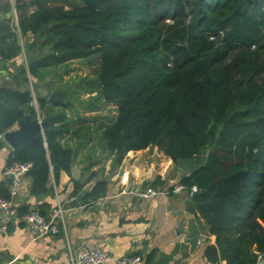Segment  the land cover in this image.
<instances>
[{"label": "trees", "instance_id": "16d2710c", "mask_svg": "<svg viewBox=\"0 0 264 264\" xmlns=\"http://www.w3.org/2000/svg\"><path fill=\"white\" fill-rule=\"evenodd\" d=\"M16 2L20 33L32 41L23 50L16 28L0 27V65L16 64L21 54L25 61L15 65L24 89L0 87V133L25 119V111L36 118L28 107L29 75L42 81L50 68L97 58V94L116 110L102 131L116 162L150 146L175 163L193 159L197 169L180 182L198 188L189 208L216 238L206 259L257 264L264 258V0ZM47 102L38 98L40 108ZM68 130L52 120L46 147L25 143L8 159L7 166L33 163L31 195H52V175L71 171L74 152L61 143ZM83 185L76 183L73 196ZM106 192L107 183L98 181L84 204ZM46 208L38 206L47 217ZM29 210L18 209L21 217Z\"/></svg>", "mask_w": 264, "mask_h": 264}, {"label": "crops", "instance_id": "0c3cea01", "mask_svg": "<svg viewBox=\"0 0 264 264\" xmlns=\"http://www.w3.org/2000/svg\"><path fill=\"white\" fill-rule=\"evenodd\" d=\"M18 3L0 0V27L9 24L12 29L16 28L24 50L25 44L32 41V35L20 33L13 15ZM6 6H9L8 10ZM22 62L25 61L21 54L16 58V64L0 65V87L24 89L15 76V65ZM74 62L50 68L42 81L29 75L28 87L32 89L33 100L28 107L34 108L36 118L30 111L25 113L31 120L52 119L67 123L69 130L61 137V143L73 150L72 166L80 167V179L75 180L71 171L62 170L57 177H51L53 194L35 197L29 192L31 179L28 175L24 177L25 187L17 197L16 205L6 211L0 210V228L6 226L4 232L0 230V264H73L77 251L85 246L104 247L111 255V260L104 264H121L128 256L141 257V264H214L206 259L205 251L208 246L216 245V238L205 220L190 210L192 197L188 189L174 192L171 188L154 199H142L137 194L148 186L160 188L181 183L187 171L180 169L156 146L130 151L122 163H117L102 136L104 126L115 117L112 119L102 110L105 105L99 108L101 103H109L97 94L98 90L87 97L88 100L92 97L95 104L78 108L76 94L70 89ZM32 83L39 87L34 90ZM53 86L66 92L64 101L70 102L68 107L65 103L53 105L47 102L40 108L38 98L48 99L51 92H56ZM18 123L11 130L18 129ZM15 150L6 141L0 143V195L6 191L10 194L12 179L4 174V169ZM91 181L107 183L105 196L63 210V204L77 196L72 194L76 183L84 184V188ZM154 182L157 184L153 185ZM42 204H48L45 212L49 218L54 210L61 208L62 213L57 218L60 231L33 240L18 209L25 205L38 209Z\"/></svg>", "mask_w": 264, "mask_h": 264}, {"label": "built area", "instance_id": "2783aa9c", "mask_svg": "<svg viewBox=\"0 0 264 264\" xmlns=\"http://www.w3.org/2000/svg\"><path fill=\"white\" fill-rule=\"evenodd\" d=\"M13 15L16 22L18 21L17 11L13 9ZM3 62V55L0 53V64ZM5 133H0V143L5 142ZM33 167L32 162H16L4 169V174L6 176H12V183L10 189V197L2 198L0 197V210H9L16 205V199L22 194L24 189V177L28 175ZM185 175H189L187 171ZM180 192L184 189H188L181 183H172L169 187H154L148 186L142 190L138 191V196L142 199H154L169 191ZM190 196L198 191V188L194 185L188 189ZM61 208L54 210L51 218H47L42 215L39 209L31 208L29 212L24 214L23 220L26 224L28 232L33 240L48 236L58 234L60 231L57 218L61 215ZM1 231L6 230V226L3 225L0 228ZM111 260V255L109 252L101 246H85L79 249L73 258V264H104ZM264 260L262 256H259L258 263ZM142 259L139 256H128L124 257L121 264H141Z\"/></svg>", "mask_w": 264, "mask_h": 264}, {"label": "water", "instance_id": "95a60500", "mask_svg": "<svg viewBox=\"0 0 264 264\" xmlns=\"http://www.w3.org/2000/svg\"><path fill=\"white\" fill-rule=\"evenodd\" d=\"M42 90V89H40ZM66 92L61 90L57 92H51L48 96V102L53 105H63L65 103L64 97ZM50 120L40 121L31 120V116H27L25 119L20 120L18 123V129L11 130L5 133V140L8 142L13 148L18 149L21 145L25 143H37L43 147H46V143L44 142L43 134L46 127L49 125ZM41 134L42 137L38 136ZM176 165L182 169L183 171H187L189 169H197V164L193 161V159H179L176 161ZM72 177L75 180L80 179V167L72 166L71 169ZM123 171L120 172L122 174ZM11 179L13 178L10 176ZM95 185V181H91L81 190L77 196L69 202L63 204L62 209L66 210L69 208H74L78 204L83 203V197L89 192ZM264 264V260L261 262Z\"/></svg>", "mask_w": 264, "mask_h": 264}, {"label": "rangeland", "instance_id": "374dc122", "mask_svg": "<svg viewBox=\"0 0 264 264\" xmlns=\"http://www.w3.org/2000/svg\"><path fill=\"white\" fill-rule=\"evenodd\" d=\"M72 68H73L72 71L73 73L71 74L72 83L70 89L73 91V94H76V98L78 99L76 105L78 106V108L79 107L81 108L82 106L85 107L86 105L90 106L95 104V102L91 100L92 97L89 98L90 100H88L87 97L89 93L93 91H97L99 89V85L97 81V68H98L97 58L95 60H91V59L77 60L73 63ZM63 81H65L64 78ZM103 105L105 106L102 110L107 112L108 116L112 117L113 119L116 116L115 108L111 104L106 105L105 103H101V106L99 108H102Z\"/></svg>", "mask_w": 264, "mask_h": 264}]
</instances>
